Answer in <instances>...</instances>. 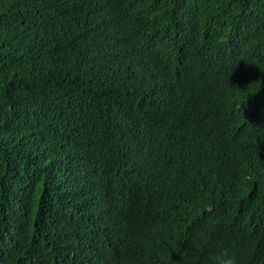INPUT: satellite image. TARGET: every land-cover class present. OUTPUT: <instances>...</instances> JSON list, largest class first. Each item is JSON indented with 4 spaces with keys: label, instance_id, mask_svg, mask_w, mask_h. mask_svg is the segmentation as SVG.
Masks as SVG:
<instances>
[{
    "label": "trees",
    "instance_id": "obj_1",
    "mask_svg": "<svg viewBox=\"0 0 264 264\" xmlns=\"http://www.w3.org/2000/svg\"><path fill=\"white\" fill-rule=\"evenodd\" d=\"M264 264V0H0V264Z\"/></svg>",
    "mask_w": 264,
    "mask_h": 264
},
{
    "label": "clouds",
    "instance_id": "obj_2",
    "mask_svg": "<svg viewBox=\"0 0 264 264\" xmlns=\"http://www.w3.org/2000/svg\"><path fill=\"white\" fill-rule=\"evenodd\" d=\"M210 264H235V258L227 249H220L209 256Z\"/></svg>",
    "mask_w": 264,
    "mask_h": 264
}]
</instances>
